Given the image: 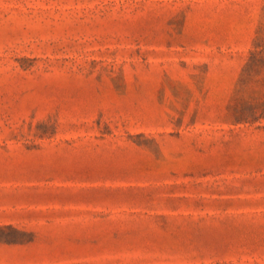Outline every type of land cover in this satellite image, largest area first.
<instances>
[{
	"label": "rangeland",
	"instance_id": "1",
	"mask_svg": "<svg viewBox=\"0 0 264 264\" xmlns=\"http://www.w3.org/2000/svg\"><path fill=\"white\" fill-rule=\"evenodd\" d=\"M0 264H264V0H0Z\"/></svg>",
	"mask_w": 264,
	"mask_h": 264
}]
</instances>
